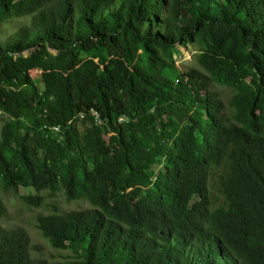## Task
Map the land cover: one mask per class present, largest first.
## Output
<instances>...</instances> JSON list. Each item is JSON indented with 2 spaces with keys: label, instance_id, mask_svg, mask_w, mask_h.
Here are the masks:
<instances>
[{
  "label": "trees",
  "instance_id": "trees-1",
  "mask_svg": "<svg viewBox=\"0 0 264 264\" xmlns=\"http://www.w3.org/2000/svg\"><path fill=\"white\" fill-rule=\"evenodd\" d=\"M21 20L0 39V264H264V0H0V34ZM61 193L90 208L36 216L56 258L7 202Z\"/></svg>",
  "mask_w": 264,
  "mask_h": 264
},
{
  "label": "rangeland",
  "instance_id": "rangeland-1",
  "mask_svg": "<svg viewBox=\"0 0 264 264\" xmlns=\"http://www.w3.org/2000/svg\"><path fill=\"white\" fill-rule=\"evenodd\" d=\"M26 23V20L18 21L17 23H12L11 25L6 26L0 34V39H3L5 35H9L10 33L16 31L20 27H22ZM180 54L176 56L177 66H193L192 62L193 58V49L191 47H181ZM33 78H38V72H31ZM2 122V117H0V124ZM107 140V138H104ZM161 167L155 168V172H158ZM216 180V179H215ZM215 180L210 183V190L212 192L213 202L215 204H220L221 197L217 192V187H215ZM27 191H22V194H27ZM44 195H48L47 192H44ZM8 204V224L9 225H18L24 227L32 236L34 242L42 247H44L47 252H50L48 255H54L56 258L59 253L51 250L47 242L39 237L37 232L34 230V220L39 214H48L54 211V206H57L61 210H70V209H87L90 208V205L87 202H73L67 203L64 195L61 193L56 198H47L45 202V206L43 208H28L24 206L19 199L12 198L7 202Z\"/></svg>",
  "mask_w": 264,
  "mask_h": 264
},
{
  "label": "built area",
  "instance_id": "built-area-1",
  "mask_svg": "<svg viewBox=\"0 0 264 264\" xmlns=\"http://www.w3.org/2000/svg\"><path fill=\"white\" fill-rule=\"evenodd\" d=\"M91 114H92V116L95 118V123H96V125H101L102 124V122H101V120H100V118H99V114L97 113V112H95V111H91ZM84 117V114H81L80 115V118H83ZM120 122H124L125 121V119L124 118H121L120 120H119ZM51 130L54 132V133H56V134H60L61 133V128L60 127H58V126H53L52 128H51Z\"/></svg>",
  "mask_w": 264,
  "mask_h": 264
}]
</instances>
